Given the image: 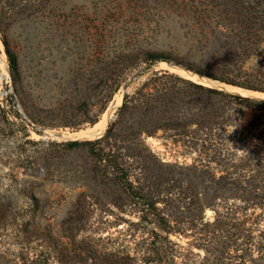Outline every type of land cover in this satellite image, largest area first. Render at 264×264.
<instances>
[{
    "label": "rangeland",
    "instance_id": "rangeland-1",
    "mask_svg": "<svg viewBox=\"0 0 264 264\" xmlns=\"http://www.w3.org/2000/svg\"><path fill=\"white\" fill-rule=\"evenodd\" d=\"M166 1L0 0L2 34L18 62L13 81L0 35L6 64H0V264H264V171L253 181L240 177L238 187L228 176L249 151L263 149L253 143L264 137V107H242L238 122L228 127L246 135L252 121V133L231 139L228 153L205 173L195 169L208 160L198 145L175 143L161 130L122 149L120 206L110 195L116 186L92 180L100 170L112 177L110 165L99 169L86 147L61 144L103 136L120 109L101 135L76 133L99 122L125 87L127 99L153 72L183 77L175 71L186 70L182 66L148 62V53L197 60L201 46L235 27L218 15L248 10L247 0L237 8L233 0L226 6L224 0H175L213 18L205 27ZM201 29L212 34L209 40L192 37ZM124 54L137 63L118 74ZM263 62L253 56L244 70L252 73ZM138 144L140 155L151 154L148 167L134 156ZM254 181L260 190L249 199L244 188ZM132 189L153 196L154 206L131 196ZM156 214L169 227L162 228Z\"/></svg>",
    "mask_w": 264,
    "mask_h": 264
},
{
    "label": "trees",
    "instance_id": "trees-1",
    "mask_svg": "<svg viewBox=\"0 0 264 264\" xmlns=\"http://www.w3.org/2000/svg\"><path fill=\"white\" fill-rule=\"evenodd\" d=\"M17 1L10 0L11 3H17ZM171 1L173 3H169V0L166 3H169L168 5L177 4V1ZM228 2L230 0H224L220 4L226 6ZM27 6L25 4L26 9ZM181 6L177 4V7L184 11L180 16L187 20L203 23L207 27L210 20L213 19L208 14L204 15V10L199 9L197 12L196 9L191 10V6H189L188 11H186L184 9L186 3ZM233 6L236 8L241 6L239 0H233ZM260 7L261 9H258ZM243 8L248 10L245 13H237L234 10L232 13L235 15H218L219 20L222 18L230 22L229 24L235 23V27L230 26L229 31L216 34L212 40L213 45L201 46V49H205L197 60L157 53H148L145 60L148 62L160 59L173 61L189 72L228 85H236L264 93V62L252 73H247L244 70L245 64L253 56H261L264 61V47L262 46L264 43V0H247V4ZM255 8H257L256 11ZM13 16L11 15L10 20L16 19ZM4 18L0 14L1 41L9 60L11 78L15 81L18 62L16 54L9 47L6 35L2 34L1 25ZM211 35V33H205L201 29L192 37L207 41ZM124 57L123 64L118 68V74L125 72L126 69L137 63V58H133L129 54H124ZM244 105L264 107V102L252 101L249 98L205 86L191 79L169 73L167 70L156 71L143 81L138 82V85L127 96L120 108L117 119L103 136L94 140H73L61 144L67 149L86 147L88 156L95 164H100L95 165L99 169H105V165L109 164V167L112 168L111 171L114 172L112 177H108L107 173L100 170L93 175L92 180L103 187L109 186L110 189L117 187L118 183L122 188L124 185L120 178L124 177L126 170L118 166L124 156L122 149L134 148L133 144L136 141H142V136H153L158 130H161L167 138L172 139L175 143L182 142L192 147L198 145L199 155L201 158H208V160L205 165L200 168L195 167V169L205 173L209 171L212 161L220 159L228 153L226 145L231 139L239 140L252 133L251 130L254 127L252 121L248 125L249 129L246 130V135L235 129L230 130L228 127L238 122L239 113ZM254 138V146L256 147L261 143L263 149L255 152L254 148L249 151L240 159V163L235 164L233 169L228 172V176H234L236 179L232 182L236 184L235 187H238L237 181L240 177H244L245 181H253L254 178H257L256 175L264 171V137ZM140 143L143 144V142ZM141 144L137 145L134 156L140 157L148 167L151 165V154L140 155V152L143 151L139 147ZM219 179H217L216 184H219ZM114 180L116 181L113 183ZM261 181L262 178L260 177ZM257 182L259 181H254V184H251L247 189L244 188L247 198L253 199L258 196L260 189ZM110 195L115 205L123 204L124 197L119 192L118 187L116 193L111 191ZM130 195L141 198L142 203L151 208L156 203L153 196L148 199L147 195L140 194L133 189ZM156 217L161 227L163 226L162 228L169 227L164 216L156 214Z\"/></svg>",
    "mask_w": 264,
    "mask_h": 264
},
{
    "label": "bare ground",
    "instance_id": "bare-ground-1",
    "mask_svg": "<svg viewBox=\"0 0 264 264\" xmlns=\"http://www.w3.org/2000/svg\"><path fill=\"white\" fill-rule=\"evenodd\" d=\"M5 59H4V55L3 53H0V64L3 63V68L6 67V64L4 63ZM176 73H178V75L180 74L183 77L189 78L195 82L198 83H204L205 85L208 86H212V87H216L219 89H223L226 91H231L232 88L231 86H227L224 85L223 83L220 82H214L211 81L210 79L206 78V77H202L200 75H197L195 73H188L182 69L179 68H175ZM240 93H243L244 95H260V96H264V93H255L251 90H244L241 89L239 90ZM114 105L112 104L111 107H113ZM108 118L106 116H103L101 120H99V122L95 123L94 125H92L91 127L85 129V130H79L76 134L82 135V136H87V137H96L98 135H101V133L104 131V127L107 123Z\"/></svg>",
    "mask_w": 264,
    "mask_h": 264
},
{
    "label": "water",
    "instance_id": "water-1",
    "mask_svg": "<svg viewBox=\"0 0 264 264\" xmlns=\"http://www.w3.org/2000/svg\"><path fill=\"white\" fill-rule=\"evenodd\" d=\"M184 71H186V70H184ZM186 72L192 73V72H189V71H186ZM197 75H199V74H197ZM200 76H202V75H200ZM202 77H206V76H202ZM206 78H208V77H206ZM208 79H210L211 81H214V82H220V81H217V80H213L211 78H208ZM220 83H222V82H220ZM223 84L227 85V86H231V88H232L231 92H233L234 94H239L240 96L242 95V96H245V98H249L248 95H244L243 93H240V91H239L241 89L245 90V88H239L237 86L228 85V84H225V83H223ZM246 90H248V89H246ZM126 93H127V88L125 87L123 89V94L121 96V99L116 103L115 106H113L110 109H108L107 112L105 113V116L108 118V120L112 119V117L114 116L115 112L117 110H119L123 106V104L125 102V99H126ZM255 93L257 94V93H263V92H255ZM253 96H254L253 98H256V99H259V100H264V97H262L260 95H253Z\"/></svg>",
    "mask_w": 264,
    "mask_h": 264
}]
</instances>
